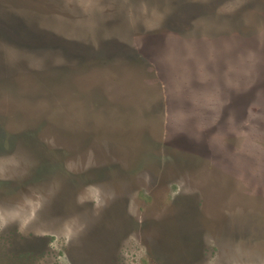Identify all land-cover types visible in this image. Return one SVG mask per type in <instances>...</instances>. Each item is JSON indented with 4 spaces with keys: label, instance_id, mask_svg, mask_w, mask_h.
I'll use <instances>...</instances> for the list:
<instances>
[{
    "label": "rangeland",
    "instance_id": "1",
    "mask_svg": "<svg viewBox=\"0 0 264 264\" xmlns=\"http://www.w3.org/2000/svg\"><path fill=\"white\" fill-rule=\"evenodd\" d=\"M104 1L108 0H87L82 8L98 11L104 7L95 6ZM116 1L126 7L115 13L96 12L90 22L63 25L62 31L72 36L67 37L71 46L64 53L49 51L56 45L53 35L61 33L53 25H45L52 35L42 31L27 37L18 29L1 33L7 38L0 37V44L11 50L4 65L19 67L10 75L0 70V264H264V179L261 167L245 164V150L252 143L240 132L239 117L229 120L235 135L230 126L228 133L216 135L218 124L192 118L219 101L200 97L198 104L190 87L183 91L188 96L179 99L189 79L170 63L174 69L165 77L175 96L168 103L172 100L174 105L172 110L164 108L160 135L155 128L137 131L134 127L142 118L130 119L128 128L121 129L122 118L90 110L103 104L133 107L135 97L146 99L149 91L158 90L147 68L72 69L100 57L120 63L130 56L124 44L133 39L143 53L150 41L157 43L146 32L158 31L160 25L150 23L162 17V0ZM157 1L158 7L152 5ZM62 7L67 15L75 13L69 4ZM128 13L144 24L129 23ZM138 28L146 31L141 37ZM103 33L118 47L99 53L73 45H97ZM165 38L178 43L174 34ZM48 58L67 70L55 72L53 66H45ZM39 81L50 84L47 94ZM135 90L142 93L134 94ZM51 92L52 99H43ZM38 111L48 115L36 124L33 115ZM90 121L98 126L89 127ZM221 125L224 130L227 124ZM27 126L38 130V141L46 148L35 141L23 142L30 150L17 142L6 147L5 133ZM231 134L235 151L230 150ZM181 135L190 147L180 146ZM35 170L50 174L44 180L12 185L25 182Z\"/></svg>",
    "mask_w": 264,
    "mask_h": 264
},
{
    "label": "trees",
    "instance_id": "2",
    "mask_svg": "<svg viewBox=\"0 0 264 264\" xmlns=\"http://www.w3.org/2000/svg\"><path fill=\"white\" fill-rule=\"evenodd\" d=\"M178 1L179 3L177 4H170L169 0H162V2H160L164 5L162 9V17L160 15V17L156 19V22L147 20L151 21L152 24L150 23V26L155 28L159 27L158 31L149 28L153 30H150L148 33L142 28H138V37H141V33L145 34V32L146 35L151 34L152 37L155 38V41L160 44V47L157 46V43H153L152 45V42L150 41V44L148 43V46L143 53L141 52L142 49L138 47L140 44L138 43V45L136 39H133L132 43L129 42L128 44H124L128 47L127 53H130V56L151 62L155 66L161 82L168 91L163 94V101L161 104L165 109L171 108L172 110L174 104H172V100L171 103H168V101L175 96L169 89L170 82L166 79L165 72H169L170 68L174 69L169 66V63L171 66L174 65V61L176 62L177 57L180 54L177 51L194 52L193 50H195V48L193 46L186 45L183 42L185 38L192 36L197 48L204 53L206 63H200L198 65V63L195 62L190 64L191 67L196 70L198 69L199 71L205 70L203 66L208 67L210 70L214 69L217 71L218 79H215V85L213 84L215 89L213 90L210 87L211 77L209 75H204H207L203 78L205 83H201V80L198 81L193 78L194 80H190L191 84L188 83L189 81H186L187 83L184 82V89L181 93H183L184 96L185 93L183 91H187L185 88L190 87L197 92V95L196 92L193 95V99H195L196 102H198V98L200 99L204 94H211V96H213L212 99H215L216 101H219L220 97H223L225 104H222L221 106L211 105V108L213 109L200 110L202 116L194 117L191 115V117L195 119H205L206 121H210V124H218L214 130L216 135H221L220 131L228 133L230 130L228 126L231 127L230 133H234L235 135L233 121L229 120L232 115L233 117L231 120L239 117L241 124L240 132H245L249 141L252 143V145L245 150L247 156L245 164L248 165L249 168H252L253 166L261 167L260 171L262 172V178L264 179V0ZM135 2H137L139 6H147L148 4V2ZM68 4L75 12L72 15L65 14L66 11L64 7H62V5ZM101 4L97 6H95L96 4H92L96 8L104 7L98 9V11H86L82 8V5H88L87 0H69L68 3L65 0H0V37L7 38L5 34L1 35L4 29L22 30L27 37L28 35H37L36 33H42V31L52 35L54 33L48 32L45 25H53L56 28L55 31L61 33H55L53 35L55 36V41L53 42L56 45L55 47H51L49 51L52 50L64 53L71 46V40L67 37L72 36L62 31V29H64L62 27L63 25H69L74 21L90 22L96 12L109 13L112 11V13H115V10L126 7L123 2L116 0L104 1ZM156 4H158V1L152 5L158 7ZM207 5L209 7H207ZM126 17L129 23L132 21H136V23L142 21L136 17L131 19L129 13ZM94 21L96 22L97 19ZM98 21H100V19H98ZM141 23L144 24L143 21ZM169 34L176 35L178 37V43H176L177 41H175V39H172L171 42L170 40L168 41L165 37ZM131 35H133V38L136 36L134 30L131 32ZM150 38L149 35V39ZM156 38H160L161 41ZM116 43V41H112V39L109 38L108 34L103 33V40L98 42L97 45L94 42L87 44H84L83 42H73V45H76L77 49L85 48L94 51L96 50L99 53H106L107 51H111L110 48L113 45L118 47ZM163 45L165 47H162ZM211 46L215 49L213 56H211ZM8 48L9 47L0 44V70L5 72L4 75H10L12 68L18 69L19 67H17V64H14V66L4 65L7 63L6 59H11L9 55L11 50ZM104 56L109 57L108 55ZM22 57L20 58L16 56L14 59L25 60ZM44 61L45 66H53V71L55 72L66 71L68 68L65 65H63V67H56L55 63H53L54 61L49 58ZM185 61L186 64H189L192 62V59H190V62L187 60ZM85 65L86 63L83 66ZM174 70L179 71L180 68L177 67V69ZM33 71H39V69ZM8 82L10 83L11 81H4L3 83L6 84ZM185 96L187 97L188 95L185 94ZM206 98L208 99L209 97L206 96ZM198 104L200 103L198 102ZM203 106L204 105H197V108ZM192 110L193 108L190 106V113ZM213 119H216L215 122L211 121ZM223 122L227 125H224V130H221V123ZM37 131L36 128L27 126L24 129L9 131L8 134L5 133L7 136L6 147L8 144L10 148L16 142L17 146L20 145L23 147V145H25L23 142L27 143L29 141H35L33 143L34 145H40L43 148H46L44 144L43 146L39 143ZM232 134L229 138L233 142V146L230 150L235 151V139ZM181 137L182 140H180V138L179 140L176 139L180 141V146L182 148L190 147L187 140H185L187 138H184V135H181ZM26 148L27 150L31 149L29 146H26ZM49 165L50 163H48V169ZM122 169L126 172L129 171V169ZM122 169H120L119 173ZM38 170L27 175L24 180L25 182H23V179L13 181L12 185H19L20 183L28 184L29 182L36 181L37 178L39 181L44 180V177L50 174L47 170H44L41 173H38ZM47 172L48 174H46ZM255 177L257 176L255 175ZM101 178L102 177L98 176V179Z\"/></svg>",
    "mask_w": 264,
    "mask_h": 264
},
{
    "label": "water",
    "instance_id": "3",
    "mask_svg": "<svg viewBox=\"0 0 264 264\" xmlns=\"http://www.w3.org/2000/svg\"><path fill=\"white\" fill-rule=\"evenodd\" d=\"M183 42L186 45L193 46L195 48V50H193L195 53L191 52V51H185V52L177 51L180 54H179V56L177 55L178 57L176 56L177 60H176V62L174 61V66L179 67L180 68L179 71L181 72L182 77L188 78L189 81H190V79H193V78L197 79L198 81H200V80L202 81L203 79L200 75L204 76L205 74H209L210 77H212L210 87H211V89L214 90L215 86H213V84L215 85V79H218L217 71L214 69L210 70L208 67H205V66H203L205 68L204 71H199L198 69L197 70L193 69L190 64L195 63V62L198 63V65L200 63L205 64L206 63V57H205L204 53L197 48L196 43L193 41L192 38H190V37L185 38ZM211 48H212L211 56H213L215 49L212 46H211ZM189 52H191V53H189ZM187 53H189V54H187ZM206 54H207V52H206ZM207 57H208V54H207ZM185 58H187V59H185ZM190 59H192V62L189 64H186L185 60L190 62ZM119 61H118V59H113V58H110V59L98 58L97 60H92L88 63L86 62L85 66H78V69H77V67L76 68L72 67V69L84 70L87 68H92V69L97 68L99 71H110V72H112V71H118V72L119 71H130L131 72V71H138L139 69L144 71L147 68L151 72L152 77H153V78H151L149 75V79H152V81L154 80L152 86H154V89H158V90H155V92L149 91L148 98H146L147 100L143 97H140V96H139L140 98L135 97L134 99H136V100L132 101L134 104L133 107L132 106L115 107V106H112L109 104H103L100 107L94 106L95 109H90V110L94 111L95 113L100 112L101 114H104L107 118H108V116L115 117V118L116 117L122 118V119H120L122 121L121 129H123L124 127L128 128V126L130 125L128 123L130 119H132L134 117L142 118V121H139L137 123V125H135V127L133 126L134 128H136V130L138 129L137 131L142 132L145 128H150V129L155 128V132H157L160 135V133L162 131V126H163L161 120L164 117L163 114L165 115L164 107L162 106L161 103L163 101V94L165 92H168V91H167L166 87L164 86V84L161 82V79L156 72L157 69L155 68V66L151 62H148L146 60H142L141 58H136L134 56H129L128 58L124 59V61H122L120 63H119ZM191 74H192V77L190 76ZM195 74H197V76L193 77ZM223 79H224V77H223ZM39 82L42 83L41 86H39V87H41V90L45 91V93H46L48 90V89L45 90L46 86L47 85L50 86V84H48L47 82L46 83H43L41 81H39ZM58 85H60V84H56V86H58ZM90 92H92V91H90ZM52 93L53 92H51V95H49L48 98H43V99H50V98L52 99V97H54V95ZM133 93L135 94V93H142V92L135 90V91H133ZM185 94H184V96L182 94V97L179 96L178 98L179 99L185 98L186 97ZM56 96H58V95L56 94L55 97ZM143 96H144V94H143ZM206 96L213 97V96H211V94H204L203 98H206ZM37 99H39V98H37ZM222 104H225L224 98L220 97L219 104H217V105L221 106ZM216 107H219V106H216ZM42 109L43 108H40V110H42ZM44 114L45 113L42 114L39 111L36 112L33 115L34 117H36V118H34L35 119L34 122L36 124H38L37 121L39 120L38 122H40L41 117L44 116ZM45 115H48V114H45ZM39 116H40V118H39ZM230 117L232 119L233 115ZM95 123H97V121H90V123H88L89 124L88 126L89 127H91V126L95 127V125L98 126V124H95ZM146 132H147V130H146ZM220 132L222 133V131H220ZM146 135H147V133H146ZM159 135H158V137H159ZM125 139L126 140H124V141H126V142H129V141L131 142V140H132V138H125Z\"/></svg>",
    "mask_w": 264,
    "mask_h": 264
},
{
    "label": "flooded vegetation",
    "instance_id": "4",
    "mask_svg": "<svg viewBox=\"0 0 264 264\" xmlns=\"http://www.w3.org/2000/svg\"><path fill=\"white\" fill-rule=\"evenodd\" d=\"M18 57V56H17ZM19 60H22V59H19ZM129 172V171H128ZM117 173H118V170H117Z\"/></svg>",
    "mask_w": 264,
    "mask_h": 264
}]
</instances>
